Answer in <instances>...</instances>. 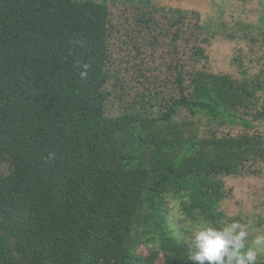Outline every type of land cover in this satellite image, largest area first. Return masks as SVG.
<instances>
[{
    "label": "trees",
    "instance_id": "16d2710c",
    "mask_svg": "<svg viewBox=\"0 0 264 264\" xmlns=\"http://www.w3.org/2000/svg\"><path fill=\"white\" fill-rule=\"evenodd\" d=\"M148 1L0 0V264H193L191 225L222 226L224 178L264 162V69L201 68V13Z\"/></svg>",
    "mask_w": 264,
    "mask_h": 264
},
{
    "label": "rangeland",
    "instance_id": "374dc122",
    "mask_svg": "<svg viewBox=\"0 0 264 264\" xmlns=\"http://www.w3.org/2000/svg\"><path fill=\"white\" fill-rule=\"evenodd\" d=\"M104 1L114 12L116 20L120 19V11L126 4L138 2V0ZM148 2L168 16L179 14L178 11L191 14L193 10H197L201 13L204 28L201 37L202 46L209 56L208 61L201 62V68L216 73H231L238 78L245 77L244 69L251 77L263 71L264 0H150ZM113 55L119 56L118 53ZM159 55L171 62L173 60L171 46L169 47L168 43L162 46ZM185 60L191 68L188 57ZM127 71L132 73L131 70ZM123 74L130 79L127 73ZM159 75L166 83V91H175V72L164 68L160 69ZM139 90H141L139 85L134 86L131 96ZM128 98L131 99L130 96ZM118 102H112V109L119 108ZM180 116L182 119L191 118L187 111H182ZM210 127L208 121L202 126L203 130ZM239 127H220V133L236 135L242 131V127L241 129ZM258 130L264 136V123L258 125ZM249 166H251L250 170L241 176L224 178L231 195L224 200L222 210L227 216L225 223H231L235 219L250 225L248 243L251 244L257 234L264 233V162ZM175 218L177 221L181 218L178 209L175 211ZM183 226L184 224L181 225ZM199 227V225H191V234ZM139 250L148 253L145 245H141ZM262 259L264 252L258 256V260Z\"/></svg>",
    "mask_w": 264,
    "mask_h": 264
},
{
    "label": "clouds",
    "instance_id": "9594fccd",
    "mask_svg": "<svg viewBox=\"0 0 264 264\" xmlns=\"http://www.w3.org/2000/svg\"><path fill=\"white\" fill-rule=\"evenodd\" d=\"M74 68L80 78L86 79L90 65L77 60ZM249 224L232 220L222 226L205 224L191 234L188 241L190 261L193 264H257L264 252V233L257 234L248 243Z\"/></svg>",
    "mask_w": 264,
    "mask_h": 264
}]
</instances>
